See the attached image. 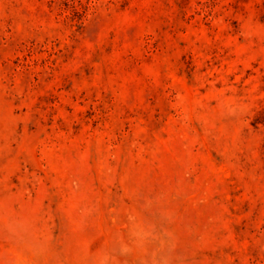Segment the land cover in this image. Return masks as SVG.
<instances>
[{
    "label": "rangeland",
    "instance_id": "rangeland-1",
    "mask_svg": "<svg viewBox=\"0 0 264 264\" xmlns=\"http://www.w3.org/2000/svg\"><path fill=\"white\" fill-rule=\"evenodd\" d=\"M0 264H264V0H0Z\"/></svg>",
    "mask_w": 264,
    "mask_h": 264
}]
</instances>
